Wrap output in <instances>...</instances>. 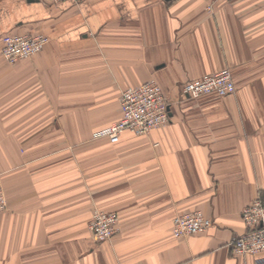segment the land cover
<instances>
[{"label": "crops", "instance_id": "1", "mask_svg": "<svg viewBox=\"0 0 264 264\" xmlns=\"http://www.w3.org/2000/svg\"><path fill=\"white\" fill-rule=\"evenodd\" d=\"M7 34L49 42L0 60V264H255L229 243L264 195V0H0ZM225 68L233 94L182 93ZM150 79L169 123L96 138ZM95 208L118 215L111 240L89 232ZM191 211L211 227L175 238Z\"/></svg>", "mask_w": 264, "mask_h": 264}, {"label": "built area", "instance_id": "2", "mask_svg": "<svg viewBox=\"0 0 264 264\" xmlns=\"http://www.w3.org/2000/svg\"><path fill=\"white\" fill-rule=\"evenodd\" d=\"M59 3L63 0H50ZM77 3L79 0H69ZM211 7L209 6L208 9ZM49 42L43 34H7L2 37V56L8 63L29 59ZM235 92V84L229 69L207 74L182 86V93L191 98L206 95L225 97ZM170 101L154 79L120 91V117L109 126L95 133L96 137L107 138L117 144L122 134L145 136L153 130L167 125ZM6 200L0 188V212L5 209ZM246 231L233 238L229 246L236 256L251 255L255 264H264V195L257 196L241 211ZM211 221L200 211L176 215L172 234L175 238H186L206 232ZM89 232L97 242L111 240L119 231V217L114 212L95 208L88 225Z\"/></svg>", "mask_w": 264, "mask_h": 264}, {"label": "rangeland", "instance_id": "3", "mask_svg": "<svg viewBox=\"0 0 264 264\" xmlns=\"http://www.w3.org/2000/svg\"><path fill=\"white\" fill-rule=\"evenodd\" d=\"M50 2H51V1H50ZM51 3H52V2H51ZM53 4H57V3H53ZM1 41H2V40H1ZM1 50H2V46L0 47V60L3 61L4 63H6L7 61L5 62V61L3 60V56H2V52H1ZM37 53H38V52H37ZM34 55H35V54H34ZM34 55H33V56H34ZM30 58H31V57H30ZM7 63H8V62H7ZM9 64H13V63H9ZM167 98H168V97H167ZM100 130H101V129H100ZM98 131H99V130H98ZM98 131H97V132H98ZM94 136H95V135H94ZM95 137H96V136H95ZM96 138H100V137H96Z\"/></svg>", "mask_w": 264, "mask_h": 264}, {"label": "water", "instance_id": "4", "mask_svg": "<svg viewBox=\"0 0 264 264\" xmlns=\"http://www.w3.org/2000/svg\"><path fill=\"white\" fill-rule=\"evenodd\" d=\"M30 1H32V0H30Z\"/></svg>", "mask_w": 264, "mask_h": 264}]
</instances>
